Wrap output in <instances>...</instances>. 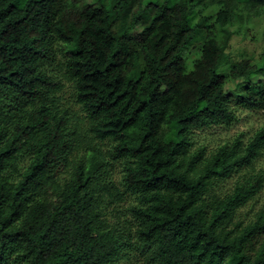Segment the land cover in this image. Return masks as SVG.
<instances>
[{
    "label": "trees",
    "instance_id": "obj_1",
    "mask_svg": "<svg viewBox=\"0 0 264 264\" xmlns=\"http://www.w3.org/2000/svg\"><path fill=\"white\" fill-rule=\"evenodd\" d=\"M254 14L264 0H0V264H264V125L191 150L264 109V49L229 50Z\"/></svg>",
    "mask_w": 264,
    "mask_h": 264
},
{
    "label": "rangeland",
    "instance_id": "obj_2",
    "mask_svg": "<svg viewBox=\"0 0 264 264\" xmlns=\"http://www.w3.org/2000/svg\"><path fill=\"white\" fill-rule=\"evenodd\" d=\"M81 7L97 6L99 0H76ZM242 25V22H236L232 25L233 34L230 40L229 50L235 55L236 58L243 56L253 55L259 56L264 49V19H260V15L254 14L252 19L247 20V23ZM139 29V27H138ZM137 30V29H136ZM195 56V54H193ZM221 71H227L228 66L220 67ZM254 81L263 78L260 73H255ZM246 79L227 78V88L230 89L232 94H237L240 87L245 83ZM264 125V109L250 110L238 106L237 119L230 124H220L212 126L206 130H198L194 133V144L191 150L199 146L206 145L207 152L215 148L217 145L225 141H232L237 136L242 135V138L247 141L257 129ZM118 166L117 179L120 177ZM264 202V197L259 198L255 207L258 208ZM124 262L121 261V264ZM129 263V262H128ZM131 264V263H130Z\"/></svg>",
    "mask_w": 264,
    "mask_h": 264
}]
</instances>
